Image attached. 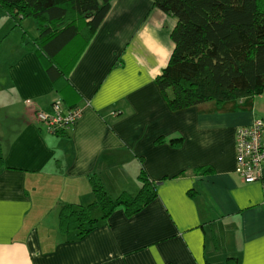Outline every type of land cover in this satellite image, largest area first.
Returning a JSON list of instances; mask_svg holds the SVG:
<instances>
[{"label":"crops","instance_id":"1","mask_svg":"<svg viewBox=\"0 0 264 264\" xmlns=\"http://www.w3.org/2000/svg\"><path fill=\"white\" fill-rule=\"evenodd\" d=\"M28 19L0 43V264H264V174L245 182L235 149L258 98L171 111L155 78L176 19L152 0L113 2L63 90L24 45ZM56 101L81 110L62 133L37 117ZM142 169L157 197L141 212L83 238L59 231L61 202L93 201L90 176L117 197L139 192Z\"/></svg>","mask_w":264,"mask_h":264},{"label":"trees","instance_id":"2","mask_svg":"<svg viewBox=\"0 0 264 264\" xmlns=\"http://www.w3.org/2000/svg\"><path fill=\"white\" fill-rule=\"evenodd\" d=\"M115 0H0V7L18 20L32 17L37 37H23L35 50L56 89L68 76L100 28ZM176 19L173 49L155 78L168 107L178 112L208 101L218 105L264 92V0H152ZM57 129L52 133H62ZM51 132V131H50ZM179 143L182 138L171 139ZM0 158V162H2ZM212 171L211 168H206ZM204 168L194 173L207 172ZM186 174L181 172L179 175ZM178 175V176H179ZM136 194L113 197L97 174L90 176L93 201L61 202L59 231L85 237L116 211L127 217L141 212L157 197L156 183L142 169ZM227 264H237L229 258Z\"/></svg>","mask_w":264,"mask_h":264},{"label":"built area","instance_id":"3","mask_svg":"<svg viewBox=\"0 0 264 264\" xmlns=\"http://www.w3.org/2000/svg\"><path fill=\"white\" fill-rule=\"evenodd\" d=\"M29 103V101H26ZM54 112L39 110L38 120L43 121L49 131L64 129L74 123L81 110L70 109L62 114V104L54 103ZM236 171L247 183L259 181L264 174V118L256 116L250 123L242 125L236 131Z\"/></svg>","mask_w":264,"mask_h":264},{"label":"rangeland","instance_id":"4","mask_svg":"<svg viewBox=\"0 0 264 264\" xmlns=\"http://www.w3.org/2000/svg\"><path fill=\"white\" fill-rule=\"evenodd\" d=\"M28 20L34 25L33 29H31L33 35H37L34 19H32V17H29ZM16 22V18L6 13L3 8L0 7V43L4 38L13 33V29L15 28ZM261 95H263L262 98L260 97ZM261 95L257 96L256 98H258L259 104L264 110V92ZM258 113L264 118V111H258Z\"/></svg>","mask_w":264,"mask_h":264}]
</instances>
